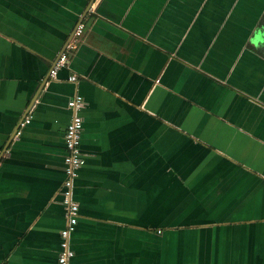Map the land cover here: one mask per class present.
<instances>
[{"label":"crops","instance_id":"1","mask_svg":"<svg viewBox=\"0 0 264 264\" xmlns=\"http://www.w3.org/2000/svg\"><path fill=\"white\" fill-rule=\"evenodd\" d=\"M263 33L264 0H0V264H58L77 94L75 264H264Z\"/></svg>","mask_w":264,"mask_h":264},{"label":"built area","instance_id":"2","mask_svg":"<svg viewBox=\"0 0 264 264\" xmlns=\"http://www.w3.org/2000/svg\"><path fill=\"white\" fill-rule=\"evenodd\" d=\"M83 31V24H80L76 29L74 37H80ZM73 37V38H74ZM69 47L72 49V43L70 42ZM68 53L67 50L62 52L59 59L56 61L54 67L51 69L50 75L55 78L58 71L67 66L68 63ZM73 82H78V75L73 74L69 78ZM85 98L82 95H75L68 102V107L72 110V119L67 126L65 132V145L67 148V154L65 156V173L66 178L64 181L63 188V205L66 211V223L61 229V242H60V252L58 256V264H75L74 257L75 251L71 245V237L75 232L80 218V204L75 199L74 188L75 181L79 176V170L85 164V156L82 151V133L84 126V119L81 111L85 108ZM30 118L22 122L21 126L29 123ZM20 133V132H19Z\"/></svg>","mask_w":264,"mask_h":264},{"label":"water","instance_id":"3","mask_svg":"<svg viewBox=\"0 0 264 264\" xmlns=\"http://www.w3.org/2000/svg\"><path fill=\"white\" fill-rule=\"evenodd\" d=\"M261 38V37H260ZM262 40H264V33H263V35H262V38H261ZM17 132H18V129L15 131V133H14V136L17 134ZM7 148V147H6ZM6 148L4 149V151L6 150Z\"/></svg>","mask_w":264,"mask_h":264}]
</instances>
